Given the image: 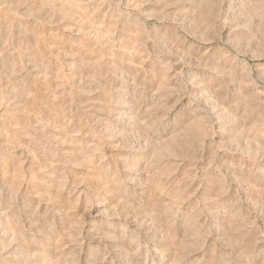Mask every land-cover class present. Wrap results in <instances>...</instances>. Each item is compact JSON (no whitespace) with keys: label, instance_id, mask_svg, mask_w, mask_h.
Segmentation results:
<instances>
[{"label":"rangeland","instance_id":"rangeland-1","mask_svg":"<svg viewBox=\"0 0 264 264\" xmlns=\"http://www.w3.org/2000/svg\"><path fill=\"white\" fill-rule=\"evenodd\" d=\"M0 264H264V0H0Z\"/></svg>","mask_w":264,"mask_h":264}]
</instances>
